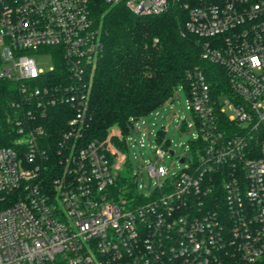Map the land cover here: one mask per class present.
Here are the masks:
<instances>
[{"label":"built area","instance_id":"obj_1","mask_svg":"<svg viewBox=\"0 0 264 264\" xmlns=\"http://www.w3.org/2000/svg\"><path fill=\"white\" fill-rule=\"evenodd\" d=\"M94 0H0V79L19 83V138L0 148V264H214L264 256V0H103L135 15L179 7L201 58L226 72L187 75L195 138L175 176L146 163L157 185L136 193L122 132L87 141L100 55ZM50 56L48 70L36 57ZM62 62L60 79L50 80ZM62 107L58 173L45 183V118ZM21 115V116H20ZM42 117V118H40ZM140 120V119H139ZM131 132L135 129V124ZM130 132V133H131ZM116 141L124 145L121 149ZM165 138L157 159L171 151ZM174 156V153L171 154ZM184 158L185 161L181 162ZM127 164H129L127 168Z\"/></svg>","mask_w":264,"mask_h":264},{"label":"trees","instance_id":"obj_2","mask_svg":"<svg viewBox=\"0 0 264 264\" xmlns=\"http://www.w3.org/2000/svg\"><path fill=\"white\" fill-rule=\"evenodd\" d=\"M91 16L102 49L95 66L85 75L90 87L88 129L84 134L87 141L105 140L113 127L126 137L136 121L171 100L178 85L187 90L190 71L204 70L212 87L217 76L226 80L224 69L201 58L202 40L186 29V13L177 6L158 15L140 16L123 4L110 6L94 0ZM61 63L48 75L50 80L64 77ZM21 100L19 83L0 79V148L13 146L19 138L14 124L19 109L11 104ZM62 110L51 108L44 122L45 146L51 155L42 172L45 183L58 173L57 147L66 130ZM163 138L165 131L159 133L158 141ZM116 144L124 149L123 144ZM214 264L242 263L225 256L221 263ZM251 264H264V256Z\"/></svg>","mask_w":264,"mask_h":264},{"label":"rangeland","instance_id":"obj_3","mask_svg":"<svg viewBox=\"0 0 264 264\" xmlns=\"http://www.w3.org/2000/svg\"><path fill=\"white\" fill-rule=\"evenodd\" d=\"M36 60L39 68L44 70L52 65L47 55H39ZM161 131H165V140H168V148L174 156L168 152L165 158L157 159L155 150L160 144L158 136ZM195 135L194 115L188 108L187 92L180 84L171 100L140 118L135 129L125 137L131 169L125 170L123 175H135L136 187L132 186V189L136 193L149 194L156 187L157 179L150 177L145 168L146 163L163 166L168 177L180 173L183 167L178 158L190 154V144Z\"/></svg>","mask_w":264,"mask_h":264},{"label":"water","instance_id":"obj_4","mask_svg":"<svg viewBox=\"0 0 264 264\" xmlns=\"http://www.w3.org/2000/svg\"><path fill=\"white\" fill-rule=\"evenodd\" d=\"M171 154H173V152H171ZM184 161H185V159H184V158H182V159H181V162H184Z\"/></svg>","mask_w":264,"mask_h":264}]
</instances>
